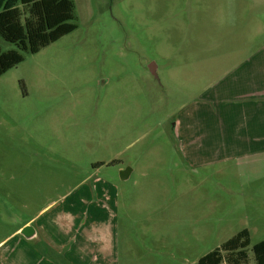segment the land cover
Returning a JSON list of instances; mask_svg holds the SVG:
<instances>
[{
    "label": "rangeland",
    "instance_id": "obj_1",
    "mask_svg": "<svg viewBox=\"0 0 264 264\" xmlns=\"http://www.w3.org/2000/svg\"><path fill=\"white\" fill-rule=\"evenodd\" d=\"M72 1L77 28L0 76V241L38 214L40 221L89 208L97 214L114 194L118 205L105 210L123 222L127 261L130 249L197 239L199 252L185 263L197 264L246 228L251 244L241 264H255L264 177L244 182L245 172L227 169L188 174L170 158L139 152L178 148L173 121L186 104L264 45V0ZM14 47L0 36L2 51ZM142 160L154 167L150 174L120 182L118 164L137 168ZM180 195L198 201L187 211L200 222L164 221L170 209L179 212L170 202ZM192 225L203 237L192 235Z\"/></svg>",
    "mask_w": 264,
    "mask_h": 264
},
{
    "label": "crops",
    "instance_id": "obj_2",
    "mask_svg": "<svg viewBox=\"0 0 264 264\" xmlns=\"http://www.w3.org/2000/svg\"><path fill=\"white\" fill-rule=\"evenodd\" d=\"M238 58L232 67L198 94L196 101L186 104L187 110L182 117L174 119L171 137L179 147L163 154L155 150L142 151L140 157L170 158V163L188 174H201L206 169L213 172L227 169L245 172L244 182L263 180L264 45L248 56ZM186 106L182 105V109ZM142 161L144 165L137 168L128 162L118 164L120 182H130L134 174L149 175L154 167ZM136 184L134 180L133 185ZM114 202L118 205L112 194L107 203L98 207L97 214H92L89 208L87 214L55 213L47 221H40L42 214L33 216L6 237L5 244H2L4 240L0 241V264H185L199 252L197 239L196 243L184 245L162 241L160 246L145 249V253L141 248L127 250L126 254H133L127 261L120 241L123 222L119 223L120 217L114 222V213L105 210ZM83 203L90 206L88 200ZM173 204L180 207L177 208L179 212L174 210L173 214L170 209L165 213L164 221L169 225L173 220L194 223L204 218L188 214V205L198 204L197 200L191 201L180 195L177 201L170 202ZM191 227L193 236L203 237L199 226ZM17 236L20 238L13 240ZM9 238L11 242L7 244Z\"/></svg>",
    "mask_w": 264,
    "mask_h": 264
},
{
    "label": "trees",
    "instance_id": "obj_3",
    "mask_svg": "<svg viewBox=\"0 0 264 264\" xmlns=\"http://www.w3.org/2000/svg\"><path fill=\"white\" fill-rule=\"evenodd\" d=\"M72 0H0V36L15 47L0 48V76L21 63L24 54H35L42 48L74 31ZM250 234L244 228L217 248L201 257L197 264H222L223 252L229 264H241L247 258ZM255 264H264V239L253 244Z\"/></svg>",
    "mask_w": 264,
    "mask_h": 264
},
{
    "label": "water",
    "instance_id": "obj_4",
    "mask_svg": "<svg viewBox=\"0 0 264 264\" xmlns=\"http://www.w3.org/2000/svg\"><path fill=\"white\" fill-rule=\"evenodd\" d=\"M153 70V69H152ZM154 72V71H153Z\"/></svg>",
    "mask_w": 264,
    "mask_h": 264
}]
</instances>
